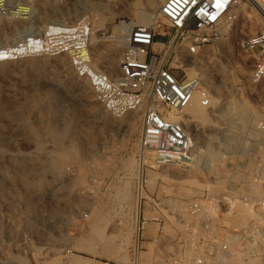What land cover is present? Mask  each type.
I'll use <instances>...</instances> for the list:
<instances>
[{
    "label": "rangeland",
    "instance_id": "374dc122",
    "mask_svg": "<svg viewBox=\"0 0 264 264\" xmlns=\"http://www.w3.org/2000/svg\"><path fill=\"white\" fill-rule=\"evenodd\" d=\"M252 1L239 2L235 23L224 22L217 40L196 53L160 36L175 73L197 79L210 97L187 125L200 151L189 167L143 147L151 102L129 96L126 106L115 87L125 27L161 21L162 0H11L0 9V264H177L189 254L187 207L214 194L235 200L242 192L235 186L249 175L264 187V80L253 78L256 60L245 47L263 20ZM22 8L27 19L11 15ZM83 41L91 54L86 74L73 59ZM90 74L107 78L106 86ZM236 102L251 108L253 126L240 121ZM207 161L221 164L229 188L210 189L207 176L215 174L198 168ZM250 161V170L238 166ZM147 179L137 244L138 189ZM149 241L153 250L143 254ZM123 248L125 257L111 258Z\"/></svg>",
    "mask_w": 264,
    "mask_h": 264
},
{
    "label": "built area",
    "instance_id": "2783aa9c",
    "mask_svg": "<svg viewBox=\"0 0 264 264\" xmlns=\"http://www.w3.org/2000/svg\"><path fill=\"white\" fill-rule=\"evenodd\" d=\"M10 1L0 0V9L9 6ZM241 1L221 0L223 6L217 8V0H195V3L192 0H166L160 11L162 19L157 25L138 26L131 30L115 87L121 91L119 94L126 106L129 105L124 100L129 96L144 97L151 102L150 106H146L143 117V147L155 149L164 159L169 157L173 148H187L188 131L181 121L170 117V113L189 106L196 93L200 95L204 106L210 104L207 89L197 79L175 73L177 67L174 62L169 63L170 51L163 52L167 44L160 36L170 37L167 41L170 48L182 39L188 43L190 52L196 53L202 46L217 40L226 16ZM162 24H167L170 31L166 32ZM157 29L161 32L158 33ZM245 47L256 60L253 78L264 80V17L261 29L246 40ZM207 201L196 200L185 209L189 215L188 221H191L188 224L190 238L189 242L184 241L182 245L184 252L188 251L189 254L185 259H176L177 264H240L238 251H246V244L260 236L258 222L252 217L246 218L242 230H237L241 237H233L235 242L229 241L236 231L227 233L204 226L199 221V216L206 214ZM134 264H138L137 260Z\"/></svg>",
    "mask_w": 264,
    "mask_h": 264
},
{
    "label": "bare ground",
    "instance_id": "6f19581e",
    "mask_svg": "<svg viewBox=\"0 0 264 264\" xmlns=\"http://www.w3.org/2000/svg\"><path fill=\"white\" fill-rule=\"evenodd\" d=\"M165 1L166 0H162L163 3ZM252 2H253V7L262 15V17H264V4H262L260 0H253ZM262 2H263V0H262ZM20 8H21V6H20ZM161 8H162V6L159 8V12L161 11ZM24 9L23 10L20 9V11L17 10V12L11 11V15L14 18L25 20V19H27L26 14H27V11H29V10H27L26 8H24ZM10 10H7L6 13ZM236 13H237L236 8L232 9L230 11V13L226 16L225 22L233 19V21L231 23L232 24L235 23L236 20H234V19L235 18L237 19V16H238V15L236 16ZM158 14L160 17V13H158ZM154 20H153V22H154ZM158 22H159V20H157V22L153 25H157ZM262 25H263V20L261 23H259L260 29H261ZM255 26L256 25H255L254 21H251L249 27L251 29H254ZM142 27H148V26H142ZM134 28L135 27H125L124 30H126L128 37H129L131 30H133ZM82 40H85V39H82ZM83 43H84V41L79 43V44H81L80 46L77 45L78 46L77 49H79L80 52H77L76 51L77 49L76 50L74 49L78 54H76L74 52L76 54V56L74 55L75 57L73 59H74V61H76V64H80L79 66H80V68H82L81 71L86 74L88 71H90L89 67L91 65L88 67V65L84 62H87L91 59V54H90L89 48ZM125 43H126V41H125ZM61 44H62V42H61ZM45 45H46L45 41H43L42 44L40 45L38 51L39 52L43 51L45 49ZM70 45H72V44H70ZM51 46H53V45L51 44ZM56 50H57V48H56ZM188 50L190 51L189 48H188ZM71 51H73V50H71ZM184 52L188 53L184 50H180L178 53L180 55L184 56L185 55ZM90 75H91V78H93V81L95 84L106 86L107 78L103 77L102 75H97V74H93V75L90 74ZM206 107H208V106H204L202 104L200 95L198 93H196L193 102L189 106H187L183 109H179L178 111L171 112L170 117H172L175 120L181 121L187 130V125L190 124V122H192L194 120V117H198L202 113H204ZM232 109L237 110L236 115H238L240 117V119H241L240 121H243L244 124H252L253 118L251 115L253 114L252 113L253 111H251V108L248 106L247 103H243V102L237 103L236 102L234 107H232ZM229 115H232V114H229ZM231 117H233V115ZM233 121H235V120H233ZM253 125L254 124H252V126ZM253 129H254V131H252L253 132L252 134H253V136H255L256 135V127ZM143 130L145 132L144 127H143ZM187 137H188L187 148H173L170 151L168 158L162 159L161 157H159V159L165 163L171 162L173 164L172 161H174L176 164L178 162V163L184 164L183 166H185V167H189V165L191 163L190 161L192 160V156L193 155L199 156L200 151L193 149L194 142H193V138L190 136L189 133L187 134ZM236 144H237V142H236ZM263 150L260 151V152H263L262 155H264ZM239 151L242 154V152L245 151V148L244 147L241 149L239 148ZM256 151H258V150H256ZM256 155H258V154H256ZM143 161H145V160H142V162ZM243 163L244 164H242V165L238 164V166L241 167V169H243L242 167H245V169L250 170V168H251L250 164L252 162L250 161V163H247V162H243ZM205 164H204L205 166L200 165V167H198V168L200 170L202 169L203 171H207L206 172L207 174L208 173H210V174L214 173L215 174L214 176H209V175L207 176V182L210 183V185L214 186L213 188L210 187L211 190H214V191L216 190V192H218L219 189H223L224 187H226L225 189H227V188H229V186H231V185H229V186L225 185L226 184V182H224L225 179L224 178L222 179V176L220 175V173H222V168L219 165H221V164L216 166V165L212 164V162H210V161H207ZM243 173H245V172H243ZM239 178L240 177H238V179ZM226 180H227V178H226ZM258 181H259V179L256 178L254 175H249V176L244 177V180L241 181L239 186L234 185L235 189L237 187H239L236 190L242 191V192H235L234 193L236 195L235 200H233V198L231 196H226L223 198L218 197V194H214L213 197L208 196V198H207L208 201H207V206H206L205 211H206V214H208L209 216L206 217V214L203 217L199 216V221L204 226L205 225L210 226V227L215 228L216 230H221V231H224L227 233L232 232V231H236V233L235 232L232 233V234H234V236L231 234H228V236L231 235V237H232V239L229 238L230 239L229 241H234V242H235L234 238L241 237V233L237 232V230H242L241 228H243V227H241V226L243 225L244 222H246V221H244L246 218L252 217L253 219H255L256 222H258V225H259L258 230L260 232V236L257 240H255L253 242H251L252 241L251 240L250 243L246 244L247 245L246 251H240V250L238 251V261L240 264H264V187L262 188V186H260ZM149 186H150L149 179H147V181L143 180V182L141 180L140 185H139V189H138V199H137L138 202H137V207H136L137 218H136V225H135L136 226L135 238H136L137 244H138L139 220H140L139 219V216H140L139 215L140 214V199L144 195L145 189L149 188ZM208 187H209V185H208ZM227 200H229V201H227ZM233 202H234V204H233ZM226 206L228 207V209L231 208L228 210V212L224 211V209H226ZM233 206H234V208H233ZM239 207L242 210L241 212H242L243 217H241V219L239 221H237V220H235L236 215L235 214L233 215V212H238ZM220 214L222 216H220ZM147 216H148V212H145V217L147 218ZM221 225H225L227 227H221ZM145 246H146L147 250H142L143 254H145L146 252L147 253L151 252L153 250V242L152 241L147 242V244H145ZM111 252H113V251H111ZM124 253H125L124 248L123 249H117V250H115V252H113V256L111 258H115V259H117L118 257L123 258L126 256Z\"/></svg>",
    "mask_w": 264,
    "mask_h": 264
},
{
    "label": "snow or ice",
    "instance_id": "6c2138e0",
    "mask_svg": "<svg viewBox=\"0 0 264 264\" xmlns=\"http://www.w3.org/2000/svg\"><path fill=\"white\" fill-rule=\"evenodd\" d=\"M186 2H187V0H186ZM192 2L193 3H195V0H192ZM223 5H222V3H221V0H217V2H216V7L217 8H220V7H222ZM216 17H212V19H215ZM0 58H3V56L2 55H0Z\"/></svg>",
    "mask_w": 264,
    "mask_h": 264
}]
</instances>
